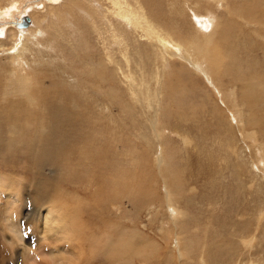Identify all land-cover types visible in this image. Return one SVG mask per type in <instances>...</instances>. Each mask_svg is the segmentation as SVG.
I'll list each match as a JSON object with an SVG mask.
<instances>
[{"label":"bare ground","instance_id":"1","mask_svg":"<svg viewBox=\"0 0 264 264\" xmlns=\"http://www.w3.org/2000/svg\"><path fill=\"white\" fill-rule=\"evenodd\" d=\"M19 1L8 0L10 4L5 11L13 9L12 6L16 7ZM47 3L48 6L42 15L41 13L23 15L17 21L11 22L10 26L0 28V31H4L0 37L5 36L4 40L0 41V48L14 46V48L10 47L12 50L8 47L4 50V53L8 54L6 59L11 62L10 64L13 63L14 66L11 65L13 68L22 63L21 66L24 67L23 71L26 73H17L15 70V75L9 77V71L2 68L0 77H5L3 82L9 83L10 86L7 87L9 93H29L25 97L32 101L21 102L27 106L25 107L17 100L7 99L5 106L0 107V153L5 152L7 156L12 155L11 157L14 158L22 157L26 159L24 162L29 167L31 164L27 163V160L34 161V159L60 154L63 156V170H72L74 166L76 169L82 167L86 169L94 167L95 169L97 165L102 167L105 163L109 166L112 162L108 160L107 153L115 152L111 146L114 145L113 140L117 143L118 138H126L129 144H134L133 148L126 151V156L125 153L122 155L127 180L128 175H131L129 179L135 178L132 177L127 163H130L132 159L134 167H137L141 162L137 153V143L142 137L140 131H145L148 138L145 140L151 147L154 142L162 139L169 142L168 139L172 141V136L179 138L182 147L178 148L176 143L172 144L170 141L171 148L168 149L171 152L182 151L185 146L193 142L188 134L189 131L184 129L185 124L190 127L192 125L202 134L204 129L201 131L200 127L196 128L195 122H201L203 114H211L213 111L206 110L207 102L201 97L198 80L195 79L196 74L200 77L201 73L203 74L201 65L197 63V68L191 70L185 65L178 66V62L173 58L179 55L175 51L173 54L171 49H174L172 46H176V42L180 41L181 45H187L186 47L191 48L192 51L186 47H178V51L197 52V56L202 57L205 44L200 41L199 36L203 33L204 38L209 41L216 24L219 32L216 33L213 47L210 46L212 50L209 63L218 74V78H224L228 86L236 84L239 87L242 106L249 109V115L246 117L247 124L254 126L263 119L258 118L257 115L260 113L255 112V107L259 105L260 93L257 96V92L261 89L259 86L262 85V79L260 76H254L249 68L250 65L245 66L237 54L231 53H242V46H235L243 45L245 35L239 32L224 31V33L233 35L232 39H228L220 34V30L223 27L244 24L252 30L254 36H261L264 39V0H48ZM209 3H213L214 6ZM43 6L45 7V4ZM220 8L223 11L220 12L221 15H218L215 11H219ZM177 16L183 19L176 18ZM244 16L249 17L247 21L243 18ZM24 17L29 19V23L22 27L20 24ZM188 17L194 23L198 36L195 32L191 34L187 28L181 35L180 21L187 24ZM39 18H41L40 21ZM75 18L81 21L83 28L85 26L90 34H87V39L81 36L78 47L73 49V51H80L74 56L76 59L80 57V60L74 69L67 72L64 80L63 75L60 74L63 71L61 70L62 63H60L62 66L59 65L61 68L52 63L63 59L69 60V57H64L66 56L64 45L65 47L68 45V37H74L77 40V27L71 25V21ZM65 29L68 31V33L66 31L68 37L65 35ZM185 36L189 39L188 42H185ZM195 37L198 39H194ZM57 40H61L63 45H59ZM193 40L195 45H193ZM228 41H230L229 49L225 47ZM255 45H258L259 49H264L261 41H256ZM13 49L17 52L10 55L9 53L14 52ZM82 49L87 53L82 52ZM20 54H23L22 59L18 61L17 56ZM67 64L64 63V66L66 67ZM188 65L193 67L190 60H188ZM47 73L52 78L60 79V82L54 81V84L58 86L57 94L46 91L42 86L48 81ZM261 73L264 75L263 68ZM252 79L256 80L255 86ZM28 80L33 82L29 88H24ZM228 86L225 85L226 89ZM141 90L146 92V105L142 103ZM135 91L140 93L141 106L139 109L131 104L132 93ZM51 94L56 97L65 94L67 102L59 103L58 98L52 100ZM155 94H157L156 98ZM71 102L79 108V112L71 110L69 106ZM183 104H187L188 108ZM191 107H194L196 111H202V116L197 117L193 114L195 111L189 110ZM187 111L190 112L187 113ZM115 115L118 119H123L126 124L118 122ZM8 126L15 128L17 136L13 138H17L5 144L3 143L4 133L12 135V132L9 133ZM151 131H153L152 134ZM42 133H46V136L44 137ZM105 136L108 139H103ZM13 138L10 137V139ZM162 149L163 147L158 156L155 153V162L158 160L161 162ZM131 152H135V155L132 156ZM77 156L81 162L74 165L72 162ZM168 161L172 164L174 156H171ZM37 165L40 166L38 163ZM119 168L122 172L120 176L117 167L113 166V175L118 180L125 172L123 167ZM165 170L163 173L167 177L166 180L179 184L178 179L171 178L170 180L169 169ZM1 181L0 186H5L7 181L4 178ZM58 194L61 196L60 193ZM67 196L69 199L66 205L59 203L60 207L64 205L61 207L62 211L50 198L52 202L44 207V213H41L39 217L40 224L43 226L42 232L53 235L52 241L49 239L53 243L55 238L58 239V246L52 244L50 253L53 252L54 247L57 249L62 247L64 251L72 246L71 250H66L70 254L77 250L85 253V250L86 253L90 252V256L94 258V254H98L97 248L101 246L99 249L104 247V257L107 260L125 261L127 257H132L134 254H148L150 250L153 252L155 249L156 246L153 243L150 244L151 248L148 247L149 252L141 250L143 249L140 243L141 238L138 235L126 236V224L120 221V224H115L117 218H98L95 220L97 223L92 225L93 228L91 226L88 236H85L84 231L89 229L87 227H90V224H86L82 218L85 214L83 215L84 212L81 213L78 208L79 200L73 194H67ZM5 197H11L12 200L15 198L10 194ZM71 207L72 212H70ZM110 215L113 214L109 213ZM113 227L118 230L117 240L112 235ZM101 239H104V242L101 243ZM135 239L138 241L136 245ZM143 242L147 244L146 241ZM81 253H78V260L77 253H74L75 261L82 258ZM40 255L32 251L30 262L38 264L34 260L39 259V264H43L44 261L48 262L46 264H54L50 254L47 258ZM64 258L66 259H61L60 264H70L71 258L67 256Z\"/></svg>","mask_w":264,"mask_h":264},{"label":"rangeland","instance_id":"2","mask_svg":"<svg viewBox=\"0 0 264 264\" xmlns=\"http://www.w3.org/2000/svg\"><path fill=\"white\" fill-rule=\"evenodd\" d=\"M47 1L20 0L16 7L12 6L13 9L5 11V8L9 7L12 2L0 0V28L10 26L11 22L17 21L23 15H38L40 13L42 15L48 6L46 5ZM209 5L214 6L213 3H209ZM2 11L8 12L7 15L5 13L3 15ZM221 11H223L222 8L215 12L221 15ZM179 16L176 18L183 19ZM243 18L247 21L249 17L244 16ZM217 20L216 18V22ZM219 20H221L220 16ZM73 21H71V25L76 26L78 30L77 40L74 37L69 38L68 31L66 29L64 31L65 33L67 31L65 35L68 37V45L66 47L64 45L66 52L64 57H69L70 61L63 59L52 63L57 66L62 63V68L65 67L64 63H68V66L66 65L64 68L67 70L66 73L59 66L63 70L60 74L63 75L64 80L67 72L74 69L80 60V57L77 59L74 57L80 51H73V49L78 45L81 36L87 39L90 34L85 26L83 28L79 19L75 18ZM187 21V24L180 21L181 35L187 28L191 34L195 32L198 36L194 23L189 17ZM213 29L214 32L209 41L204 38L203 33L199 36L200 41L205 44L202 57L197 56V52L178 51V47L187 46L181 45L180 41L176 42V46H172L174 49H171L173 54L175 51L179 55L173 58L178 62V66L185 65L191 70L197 68V63L201 65L203 74L201 73V77L196 74L195 77L198 80V89L200 90L198 91L207 102L206 110L213 111L212 117L210 113L203 114L200 110L196 111L194 107L189 109L195 111L191 113L197 117L203 114L201 122L197 121L195 125L198 129L200 127L201 131L204 129V132L201 134L192 125L190 127L185 124L184 129L189 131L188 134L193 140L192 145L185 146V150L171 152L168 149L171 148V143H176L178 148L182 147L180 139L173 138V136L171 137L172 141L168 139L169 142H166L165 139H162L154 142L151 147L145 140L147 138L145 131H140L142 139L140 138L137 143V153L141 162L137 167H134L132 159L130 163H127L132 177H135L129 179L131 175H128V181L122 155L125 153L126 156V151L133 148L134 144H129L126 138H118L120 142L117 143L113 140L114 145L111 146L115 152L107 153L108 160L112 162L109 166L105 163V165L102 164V167L97 165L95 169L94 167L91 169L82 167L81 171L74 166L72 170L64 169L65 172H63V156L60 154H58L59 157L52 155V157L47 156L34 159V161L27 160V163L31 164L29 167L24 162L26 159L22 157L14 158L11 157L12 155L7 156L5 152L0 153V178L7 181L5 186H0V264H32L30 262L32 251L41 254V257L45 256V258L50 254L54 264H60L61 259H66L64 256L71 258L70 264H77L76 262L78 264H264V91H262L264 75L261 73L262 68L264 69V49H259L258 45H255L256 41H261L264 44V39L261 36H254L252 30L244 24L223 27L220 30V34L228 39H232L233 35L224 33V31L239 32L245 35L243 45L235 46H242V53H231L237 54L245 66L250 65L249 68L253 75L260 76L262 79V85L259 86L261 89L257 92V96L260 93L259 105L255 107V112L260 113L257 117L263 119L259 121V124L252 126L247 124L246 117L249 115V109L242 106L239 87L236 84L228 86L224 78H218V74L209 63L211 47L216 40L217 31L219 32L217 24ZM146 30L149 31V29ZM3 32L1 30L0 34ZM4 38L5 36L0 37V41H3ZM186 41H189L187 36H185ZM57 43L63 45L61 40H57ZM228 43L230 44V41L226 42L227 49L230 48ZM193 45H195L194 40ZM7 47L0 48V76H2V68L9 71V77L15 75V70L17 73L26 74L23 71L24 67L21 66L22 63L13 68L11 66L13 63L10 64L11 62L6 59L8 54H5L4 50ZM10 47L9 45L8 49ZM187 48L192 51L191 48ZM13 50L14 52L9 53L10 55L17 52L16 49ZM82 52H84L83 49ZM84 53H87L86 50ZM22 55L17 56L18 61L22 59ZM188 60L193 63V67L188 65ZM46 77L48 81L44 82L42 86L46 91L57 94L58 86L54 84V81L60 82V79L52 78L48 73ZM3 78L0 77V107L5 106L7 99L17 100L21 105H24L21 102L25 100L32 102L25 97L29 93H9L7 87L10 85L8 82H3ZM5 80L9 81V79ZM252 80L255 86L256 80ZM32 82V80H28L24 88H29ZM225 85L228 86V89ZM142 93V103L146 105V92L143 90ZM132 94L131 104L139 109L141 106L139 103L140 93L135 91ZM73 95L75 96V94ZM50 97L52 100L58 98L59 103L67 102L65 94L59 97L51 94ZM156 97L157 94H155ZM71 101L74 100L71 99ZM73 103L69 104L71 110L79 112V108L74 106L75 104L72 105ZM183 105L188 108L187 104ZM189 112L187 111V113ZM115 117L118 122L126 124L123 119H118L117 115ZM11 127L8 126V129L12 135L8 133L3 135L5 144L11 143L17 138H13V136H17V133L15 128ZM152 133L153 131H151ZM42 134L44 137L46 136V133ZM105 138L108 139L107 136L103 139ZM162 147V160L155 162V153L158 156ZM131 155L134 156L135 152H131ZM171 156H174L172 164L168 161ZM79 160L80 158L77 156L72 164L81 162ZM166 161L168 162L166 163ZM113 166L117 167L119 176L122 173L119 167L125 169L123 177H120L119 180L113 175ZM167 168L170 172L168 175L170 180L171 178L178 179L179 184L175 181L173 184L166 180L167 177L163 171ZM1 179L0 184H2ZM9 194L17 199L12 200L11 197H5ZM67 194H73L79 200L78 208L81 213L84 212L83 215L85 214L82 218L86 224H90V227H87L89 229L84 231L85 236H88L91 226L98 218H117L115 224H120V222L126 224V236L138 235L141 238L142 242L140 243L143 248L141 250L149 252L153 243L156 246L155 249L153 252L150 250V255H148L149 253L134 254L132 257H127L125 261L107 260L104 257V247L99 249L101 246L97 248L98 254H94V258L90 256V252L88 254L84 249L85 253H81L79 250L75 251L77 256L78 253L83 255L80 254L82 258L79 261H75L74 253L70 254L69 251H66L71 250L72 246L64 251L61 249L62 247L58 249L54 247L53 252L50 253L52 244L58 246V239L55 238L53 243L51 242L53 235L42 232L43 226L40 224L39 217L41 213H44V207L52 201L62 211L61 207L64 205L60 207L59 203L66 205V201L69 199ZM70 212H72V207ZM109 213L113 215L109 216ZM112 235L117 240V228L113 227ZM143 241H146L147 244ZM100 242H104V239H101ZM136 244H138L137 240ZM53 254L57 256L55 257ZM78 258L79 256L77 260ZM34 261L39 264V259ZM46 263L48 262L44 261L43 264Z\"/></svg>","mask_w":264,"mask_h":264},{"label":"water","instance_id":"3","mask_svg":"<svg viewBox=\"0 0 264 264\" xmlns=\"http://www.w3.org/2000/svg\"><path fill=\"white\" fill-rule=\"evenodd\" d=\"M28 23H29V19L27 17H24L22 19V23L20 24V26H22V27L26 26Z\"/></svg>","mask_w":264,"mask_h":264}]
</instances>
